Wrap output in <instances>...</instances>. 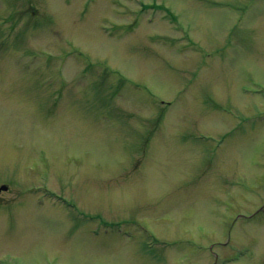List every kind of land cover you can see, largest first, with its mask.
<instances>
[{
	"label": "rangeland",
	"instance_id": "1",
	"mask_svg": "<svg viewBox=\"0 0 264 264\" xmlns=\"http://www.w3.org/2000/svg\"><path fill=\"white\" fill-rule=\"evenodd\" d=\"M263 117L264 0H0V264H264Z\"/></svg>",
	"mask_w": 264,
	"mask_h": 264
}]
</instances>
